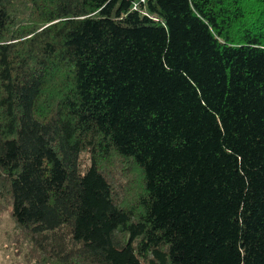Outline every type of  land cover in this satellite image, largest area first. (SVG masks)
I'll return each mask as SVG.
<instances>
[{"label": "trees", "instance_id": "trees-1", "mask_svg": "<svg viewBox=\"0 0 264 264\" xmlns=\"http://www.w3.org/2000/svg\"><path fill=\"white\" fill-rule=\"evenodd\" d=\"M0 199L24 264H264V0H0Z\"/></svg>", "mask_w": 264, "mask_h": 264}, {"label": "rangeland", "instance_id": "rangeland-1", "mask_svg": "<svg viewBox=\"0 0 264 264\" xmlns=\"http://www.w3.org/2000/svg\"><path fill=\"white\" fill-rule=\"evenodd\" d=\"M125 171V170H124ZM10 203L0 199V264H24L25 249L19 250ZM18 250V251H17Z\"/></svg>", "mask_w": 264, "mask_h": 264}, {"label": "built area", "instance_id": "built-area-1", "mask_svg": "<svg viewBox=\"0 0 264 264\" xmlns=\"http://www.w3.org/2000/svg\"><path fill=\"white\" fill-rule=\"evenodd\" d=\"M141 1H143V0H141Z\"/></svg>", "mask_w": 264, "mask_h": 264}]
</instances>
